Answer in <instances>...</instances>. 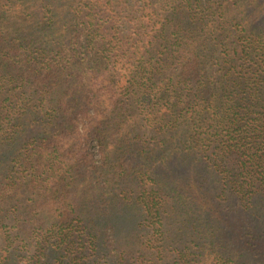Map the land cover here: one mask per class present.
I'll list each match as a JSON object with an SVG mask.
<instances>
[{
    "label": "trees",
    "instance_id": "trees-1",
    "mask_svg": "<svg viewBox=\"0 0 264 264\" xmlns=\"http://www.w3.org/2000/svg\"><path fill=\"white\" fill-rule=\"evenodd\" d=\"M0 264H264V0H0Z\"/></svg>",
    "mask_w": 264,
    "mask_h": 264
}]
</instances>
